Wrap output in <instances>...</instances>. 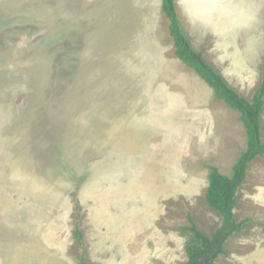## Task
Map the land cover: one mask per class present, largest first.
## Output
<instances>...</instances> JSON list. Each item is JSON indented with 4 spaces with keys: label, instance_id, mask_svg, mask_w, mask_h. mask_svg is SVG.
I'll list each match as a JSON object with an SVG mask.
<instances>
[{
    "label": "rangeland",
    "instance_id": "374dc122",
    "mask_svg": "<svg viewBox=\"0 0 264 264\" xmlns=\"http://www.w3.org/2000/svg\"><path fill=\"white\" fill-rule=\"evenodd\" d=\"M163 0H0V264H185L192 219L247 149L239 112L178 59ZM243 98L264 76V0H175ZM264 142V110L261 115ZM216 264H264V155ZM78 232L81 233L79 236Z\"/></svg>",
    "mask_w": 264,
    "mask_h": 264
},
{
    "label": "trees",
    "instance_id": "16d2710c",
    "mask_svg": "<svg viewBox=\"0 0 264 264\" xmlns=\"http://www.w3.org/2000/svg\"><path fill=\"white\" fill-rule=\"evenodd\" d=\"M162 9L170 22V35L178 59L209 85L217 100L239 112L247 136V149L238 158L230 176L221 174L216 167L210 168L206 200L210 208L222 216L221 226L215 233L207 236L191 219V226L183 229L189 234L186 249L188 260L185 264H216L217 260L226 254L225 245L228 240L243 232L248 225L254 224L252 220L238 222L235 210L238 206V193L247 179L250 164L264 155L261 124L264 110V76L252 100H246L207 62L201 52L194 49L181 26L175 0H163ZM78 233L81 236V233Z\"/></svg>",
    "mask_w": 264,
    "mask_h": 264
},
{
    "label": "crops",
    "instance_id": "0c3cea01",
    "mask_svg": "<svg viewBox=\"0 0 264 264\" xmlns=\"http://www.w3.org/2000/svg\"><path fill=\"white\" fill-rule=\"evenodd\" d=\"M180 62H181V60H180ZM184 64V63H183ZM185 65V64H184ZM186 66V65H185ZM187 67V66H186ZM191 69V68H190ZM192 70V69H191ZM214 93V92H213ZM215 95V94H214ZM234 237V236H233ZM232 238V237H231ZM226 255V254H225ZM224 256V255H223Z\"/></svg>",
    "mask_w": 264,
    "mask_h": 264
}]
</instances>
